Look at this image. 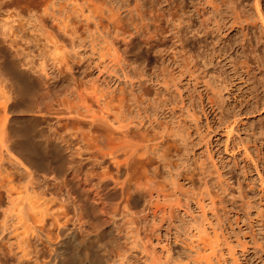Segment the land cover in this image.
Returning <instances> with one entry per match:
<instances>
[{"label": "rangeland", "instance_id": "374dc122", "mask_svg": "<svg viewBox=\"0 0 264 264\" xmlns=\"http://www.w3.org/2000/svg\"><path fill=\"white\" fill-rule=\"evenodd\" d=\"M261 5L264 16V1ZM96 20L100 21H97L100 23L98 26ZM258 21L261 25L258 28L261 36L259 51L264 60V23L262 20ZM107 24L111 27L112 35L119 38L120 54L128 61L130 68L138 70L143 68L147 78L152 76L155 79L146 81L141 87L137 85L129 87L128 96L142 100L141 107L149 113H157L163 123L159 128L163 125L171 127L168 128L171 132L175 130L173 127H181L185 129V137L187 132L183 143L170 141L172 154L177 150L183 156L187 173L195 184L194 191L198 195L201 193L200 197L197 196L202 201L194 206L198 222L203 223L211 231H221L224 238H227L224 239L222 246L224 255L219 252L218 260H215L214 264H223L222 261L224 264H264V68L260 79H249L245 75L235 73L229 61L224 59L221 53H216L211 58H204L205 61L202 59L201 66L203 65L204 71L198 79H191L187 73L179 77L175 63V28L173 21L163 15L160 0H0V58L6 61L4 62L6 67H0V70L2 69L0 92L13 91L11 79H8L9 75H5L4 72L13 70L11 62L14 57H20L22 67H27L30 72L29 78L17 77L20 83L23 80L21 84L26 88L25 99L18 103L17 107L21 105V108L15 109L14 113L9 112L8 116L35 115L34 125L20 120L22 123L20 121L18 123L21 124L18 125L19 130L24 132L26 129L24 133L27 132L28 137L35 136L38 131L52 137L55 132L53 114L42 115L38 111L20 110L28 103L40 110L50 100L70 96L75 85L72 79L74 75L70 76L72 71L67 69L69 65L79 79H83L91 72V75H97L95 73L98 70L92 62L95 55L91 53L90 48L92 49L93 44L97 45V48L102 46L99 32L102 34ZM81 38L85 39H82L83 43ZM124 46H130L129 50ZM206 60L208 63L205 64ZM79 72H84L85 75ZM162 73L167 77L161 75ZM118 77L119 75L111 78L107 76L109 84L113 89H117L116 94L123 86L119 83ZM164 79L166 81H163ZM104 81L107 80H103L102 77L98 84L101 83L100 88L106 92L109 89L107 82ZM90 85L84 87L90 89ZM212 91L215 96L212 95ZM180 92L181 98L184 99L183 103L190 104L196 110L197 116H191L187 108H181L184 104L180 101L182 100ZM30 100L32 101L28 102ZM2 111L5 114L0 105V119L4 116ZM236 113L240 115L235 118L233 114ZM61 152L53 154V161L62 166L64 171H70L74 167L73 148L69 147ZM12 154L5 151L4 147H0V183H3L0 184L2 246L8 250L10 245H13V249L17 250L15 244L17 236L23 233L24 227L27 229L29 221L43 226L44 232H49V235L61 245L64 235H58L57 229L49 227L48 221L38 222L36 209L33 208L40 199L35 195V190L38 189L47 197L49 187L57 180L53 175L42 174L31 180ZM42 155L43 153L39 158L45 160L46 156ZM86 179V189L92 186L89 190L95 191L96 184H93L95 178L87 176ZM7 190L11 192L12 202L5 196ZM82 216L88 224L82 235L91 236L104 227L111 228L112 224L116 232H121L124 228L120 221L117 220L115 224L112 222L111 214L99 216L94 206L89 203L87 211ZM46 218L48 220L49 217ZM24 221H28L26 225ZM2 222L5 225H2ZM70 228L75 226L71 224ZM29 229L32 230L28 228V231ZM32 231L29 235L33 234L34 237L30 235L31 238L38 243L40 239L38 240ZM161 235V239L153 238V242H150L154 246L152 253L154 252V255L156 253L155 256L163 260L167 257V264H195L192 258L188 259L186 243L177 239L175 241L174 233L165 229ZM244 238L247 242L243 241ZM239 239L245 244L242 245L239 241L238 243ZM101 241L100 259L104 264H118L117 253L126 245L122 240L114 244L108 233L102 236ZM232 243L235 246H232ZM35 246L32 243L34 247L32 249L37 247L40 249L38 250L41 252L40 258L47 259L51 250L44 246L42 241ZM152 246H149L150 250ZM85 250V253H89L90 247ZM138 252L137 249L132 250V257L137 258ZM15 262L13 259L12 263Z\"/></svg>", "mask_w": 264, "mask_h": 264}, {"label": "bare ground", "instance_id": "6f19581e", "mask_svg": "<svg viewBox=\"0 0 264 264\" xmlns=\"http://www.w3.org/2000/svg\"><path fill=\"white\" fill-rule=\"evenodd\" d=\"M263 1L160 0L163 15L173 21L175 28V63L179 77L187 73L191 79H198L204 71L203 65L201 66L202 59L221 53L232 65L235 73L245 75L249 79H260L264 60L259 51L261 36L258 28L261 25L258 20L264 23L261 11ZM85 19L89 20L87 17ZM99 22L96 23L97 26ZM109 25L103 28L105 30H102V34L99 32L102 46L99 45L101 47L97 48L98 46L93 44L92 49L90 48L91 53L95 55L92 62L98 70L95 73L97 75L93 76L91 72L86 75L87 79L85 76L79 79L67 62V69L74 73L70 72V76H75L72 78L75 86L73 90L71 89L70 96L68 94V97L65 95L54 101L50 100L40 110H37L35 105H29L28 102L32 101L30 100L23 106L24 109L20 110L38 111L42 115L53 114L55 132L52 137L45 135L43 131L28 137L27 132L24 133L26 129L23 128L24 132L19 130L20 120L34 125L35 115L8 116L9 112L14 113L15 109L21 108V105L17 107L18 103L25 99L26 88L21 84L23 80L20 83L17 77L29 78L30 72L27 67H22L20 57V59L14 57L12 60L13 70L9 68L11 72L9 69L8 72L7 70L4 72L5 75H9L8 79H11L13 91L0 92V98L3 99L0 105L5 110V114L2 111L4 116L0 119V147H4L10 155L13 153L31 180L41 174L53 175L57 180L49 187L47 197L38 189L35 190V195L42 201L36 199L38 203L33 205V208L36 209L38 222L48 221L49 227H55L58 235L64 236L60 245L49 232H44L43 226L36 223L35 225L32 221H29L31 223L24 221L25 225L27 223V229L24 227L23 233L17 236L15 243L17 250L13 249V245H10L12 249L9 247L7 250L6 247L5 250L0 242V264H104L100 259L99 250L102 247L101 238L105 233L111 236L114 244L122 240L126 245L117 253L118 264H167V257L163 260L155 256L156 253L155 255L152 253L154 246L150 243L153 242V238L156 240L162 238L163 229L174 233L175 241L177 239L186 243L188 259L192 258L195 264H214L215 260H218L219 252L224 255L222 247L225 242L224 234L217 230L211 231L203 223L198 222L194 206L200 204L201 193L198 195L194 191L195 184L187 173L183 156L177 150L172 154L170 141L183 143L187 132L185 137V129L181 127H173L175 130L171 132L169 130L171 127L163 125L159 128L162 122L157 113H149L141 107L142 100L128 96L129 87L135 85L141 87L146 81L155 79L152 76L147 78L143 68H140L141 70L130 68L128 61L120 54V40L112 35ZM57 41L59 44V40ZM74 41L72 43L75 45ZM81 42L83 43V40ZM11 48L10 46L9 49ZM79 53L81 54V51ZM4 62L6 61L0 58V67L5 65ZM81 73L85 75L84 72ZM118 75L119 83L123 86L116 94L117 89H113L109 84L107 76L111 78ZM102 77L103 80H107L104 81L107 82L109 89L106 92L100 88L102 84L100 83L101 86L98 84ZM89 84L90 89L84 87L85 85L89 87ZM179 94L181 98L182 93ZM212 95L215 96L214 91ZM208 98L211 99L210 95ZM180 101L183 103L184 99ZM189 105L184 104L181 108H187L189 115L197 116L196 110ZM239 115L236 113L233 117ZM69 147L73 148L74 167L70 171H64L62 166L53 161V154ZM40 152L46 156L45 160L39 158ZM87 176L95 178L96 181L93 182L96 184V190L93 188L95 191L89 190L92 186L86 189ZM10 193L7 190L5 196L11 201L13 198L11 199ZM88 203L94 206L99 216L111 214L114 224L117 220L120 221L124 225L121 232H116L112 224L111 228L104 227L91 236L82 235L88 227L82 216L87 211ZM46 217H49L48 220ZM71 224L75 228H70ZM2 225L5 223L2 222ZM28 228H31L33 231L29 230L36 234L37 239L51 250L47 259L40 258L41 252L38 251L40 250L38 247L32 249L34 248L32 243L33 246L36 244L38 246L40 241L34 242V235L30 234L33 235L31 238ZM240 240L237 242L242 244L243 241ZM149 246H152L151 250ZM232 246L235 245L232 243ZM89 247L90 252L85 253V249ZM135 249L139 250L137 258L132 257V250ZM13 259L15 263H12ZM222 263L224 264L223 261Z\"/></svg>", "mask_w": 264, "mask_h": 264}]
</instances>
